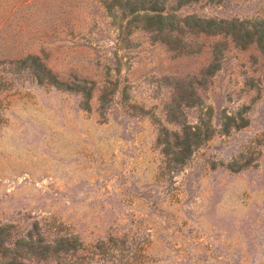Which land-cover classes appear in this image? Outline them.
<instances>
[{"label":"rangeland","instance_id":"obj_1","mask_svg":"<svg viewBox=\"0 0 264 264\" xmlns=\"http://www.w3.org/2000/svg\"><path fill=\"white\" fill-rule=\"evenodd\" d=\"M148 1L0 0V228L76 240L63 264H264V53L130 28Z\"/></svg>","mask_w":264,"mask_h":264},{"label":"trees","instance_id":"obj_2","mask_svg":"<svg viewBox=\"0 0 264 264\" xmlns=\"http://www.w3.org/2000/svg\"><path fill=\"white\" fill-rule=\"evenodd\" d=\"M122 1V0H118ZM148 1V0H147ZM166 0H162L165 4ZM177 5H185L189 2L198 0H175ZM152 7H159L158 13H146L140 17L135 16L132 22H129L130 28L135 21H143L142 25L136 26L147 33L154 34L155 37L168 34H178L181 36L186 33L192 35H226L233 38L234 42L243 49L250 46H256L264 53V19L256 21H239L237 19L225 20L217 18L200 17L197 15H187L185 17H178L176 13H164L162 7L158 6V2L149 0ZM122 6V4H120ZM162 6V7H161ZM135 11V10H132ZM236 18V17H233ZM188 32V33H187ZM132 33V29L128 34ZM157 39V38H156ZM217 59V58H216ZM208 134L206 133V136ZM199 141L196 145L201 143L202 135L198 133ZM189 150V147H188ZM15 227L7 226L0 228V264H29V261L38 257L33 264H63L66 254L78 253L82 250V246L76 240L63 237L62 235H55L52 239L46 236L42 227L38 222H35L33 227L23 235L14 233ZM53 257L57 261L54 263L50 261ZM80 264V263H77Z\"/></svg>","mask_w":264,"mask_h":264}]
</instances>
